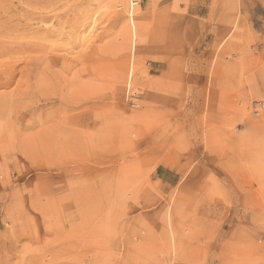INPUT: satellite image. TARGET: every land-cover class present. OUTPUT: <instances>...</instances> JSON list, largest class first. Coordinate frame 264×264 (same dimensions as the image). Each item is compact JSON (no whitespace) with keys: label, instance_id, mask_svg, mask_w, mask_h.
Returning <instances> with one entry per match:
<instances>
[{"label":"rangeland","instance_id":"374dc122","mask_svg":"<svg viewBox=\"0 0 264 264\" xmlns=\"http://www.w3.org/2000/svg\"><path fill=\"white\" fill-rule=\"evenodd\" d=\"M0 264H264V0H0Z\"/></svg>","mask_w":264,"mask_h":264}]
</instances>
